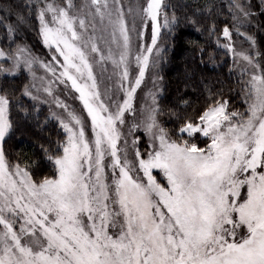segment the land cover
I'll list each match as a JSON object with an SVG mask.
<instances>
[{
	"label": "snow or ice",
	"instance_id": "6c2138e0",
	"mask_svg": "<svg viewBox=\"0 0 264 264\" xmlns=\"http://www.w3.org/2000/svg\"><path fill=\"white\" fill-rule=\"evenodd\" d=\"M0 13V264H264V0ZM182 23L215 38L235 94L205 77L166 102L160 68ZM26 127L48 134L14 154Z\"/></svg>",
	"mask_w": 264,
	"mask_h": 264
},
{
	"label": "trees",
	"instance_id": "16d2710c",
	"mask_svg": "<svg viewBox=\"0 0 264 264\" xmlns=\"http://www.w3.org/2000/svg\"><path fill=\"white\" fill-rule=\"evenodd\" d=\"M3 2L15 3L16 0H0V3ZM203 2L205 0H201V3ZM21 35L25 43L35 45V51H40L39 49L42 47L37 42L34 32H24ZM214 39V37L210 38L207 33L197 31L194 27L186 26L183 23L177 29L174 39H169V48L165 55V62L161 72V76L164 78V96L167 98L166 102L167 100L174 101L180 94L178 90H182L186 84L189 85L190 92L193 90V85L197 89L203 88L204 84L201 81L205 77L207 78V85L209 87L214 84L219 87L217 83V78H219L224 83L225 91L231 86L234 90L233 94H235V91L238 90L236 77L228 76V66L224 64L226 57L221 49L216 48ZM199 49H206L207 53L215 56L216 67L214 71L204 69L200 63ZM204 62L209 63V67L212 66L207 55L204 56ZM230 63L231 61L229 60ZM189 98L195 100L196 96L192 95ZM53 123L49 124V131H53ZM47 134L48 132L41 133L39 129L32 127L22 128L9 142V151L14 154L23 153L24 155H31L38 146V140Z\"/></svg>",
	"mask_w": 264,
	"mask_h": 264
},
{
	"label": "rangeland",
	"instance_id": "374dc122",
	"mask_svg": "<svg viewBox=\"0 0 264 264\" xmlns=\"http://www.w3.org/2000/svg\"><path fill=\"white\" fill-rule=\"evenodd\" d=\"M40 51L39 52H37V54H39V53H41L42 51H43V49L41 48V49H39ZM164 64V63H163ZM163 64H162V66H161V68H160V75H161V72H162V68H163ZM148 85H149V87H151V81L149 80L148 81ZM46 111V110H45Z\"/></svg>",
	"mask_w": 264,
	"mask_h": 264
}]
</instances>
